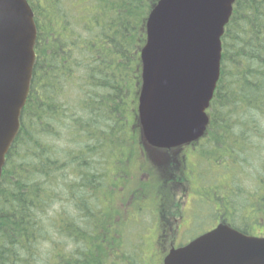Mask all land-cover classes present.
<instances>
[{"label": "trees", "instance_id": "trees-1", "mask_svg": "<svg viewBox=\"0 0 264 264\" xmlns=\"http://www.w3.org/2000/svg\"><path fill=\"white\" fill-rule=\"evenodd\" d=\"M28 2L37 61L0 184V264H163L188 192L213 206L193 216L196 228L218 215L264 234V0L234 4L194 160L182 152L159 169L144 156L136 111L158 0Z\"/></svg>", "mask_w": 264, "mask_h": 264}, {"label": "water", "instance_id": "water-1", "mask_svg": "<svg viewBox=\"0 0 264 264\" xmlns=\"http://www.w3.org/2000/svg\"><path fill=\"white\" fill-rule=\"evenodd\" d=\"M236 0H159L141 50L138 114L143 142L171 150L206 134L221 75L222 37ZM37 25L27 0H0V183L21 131L36 65ZM164 264H264V237L220 223Z\"/></svg>", "mask_w": 264, "mask_h": 264}, {"label": "rangeland", "instance_id": "rangeland-1", "mask_svg": "<svg viewBox=\"0 0 264 264\" xmlns=\"http://www.w3.org/2000/svg\"><path fill=\"white\" fill-rule=\"evenodd\" d=\"M198 148V147H197ZM193 153H195V152H193ZM185 154L187 155V156H190L191 157V159L192 160H194V155H190L188 152H185ZM181 155V154H180ZM168 165H169V167L170 166H172V162L170 161V162H168L167 163ZM137 166L134 168V170L136 171L137 170ZM119 170V171H121V168L119 167V165H118V167H116V168H114V167H111V171H113V170ZM133 170V171H134ZM123 171V170H122ZM128 171V170H127ZM125 172V171H124ZM143 176V173H142V175H141V178H140V180L142 179V180H147V179H149V177L148 178H143L142 177ZM119 180V179H118ZM194 182V181H193ZM219 183H224V181H219ZM119 184L120 185H122V182H120L119 181ZM195 185L197 186V190H198V183L196 182L195 183ZM124 188H126V194H129V193H131L133 190H134V186L133 185H129L128 187H126V186H123ZM180 188V187H179ZM200 190V189H199ZM185 195H186V198H185V204H184V218L186 219V221H187V224L185 225V226H187L188 224H190V229L189 228H185L184 229V232L182 233V238L184 237V236H186V235H188V236H186L183 240H182V242H185V243H187L188 241H190V239L191 238H193V237H195L196 235H199L200 233H201V231H207V230H209L212 226L214 227L215 225H216V223H217V221L219 220V219H221V218H218V220H217V216L218 215H216V216H214L213 218H212V220H207V219H205L206 217L203 215L201 218L202 219H200V220H198L197 222H199V221H204V223L203 224H201L200 225V227L199 228H196V224H195V222H193L194 221V217L196 218V216L198 215V213L199 212H201V211H203V213L204 212H207V209L209 210V211H211V208H212V211H211V213L213 214V206L212 205H210V207H208L207 206V204H205L204 203V201L203 200H201L200 199V197L197 195V194H194L193 195V193H185ZM205 196V195H204ZM201 201H203V202H201ZM203 203L205 204V205H203ZM216 207H220V208H223L224 210H226V211H229V207H228V205L226 204V203H222V204H218V205H216ZM214 215V214H213ZM194 216V217H193ZM204 218V219H203ZM206 222V223H205ZM215 224V225H214ZM212 227V228H213ZM189 233V234H188ZM187 241V242H186Z\"/></svg>", "mask_w": 264, "mask_h": 264}, {"label": "flooded vegetation", "instance_id": "flooded-vegetation-1", "mask_svg": "<svg viewBox=\"0 0 264 264\" xmlns=\"http://www.w3.org/2000/svg\"><path fill=\"white\" fill-rule=\"evenodd\" d=\"M195 149V145L193 144V145H190V146H187V147H183V148H181V149H179L181 152H188L189 154H191L192 153V151ZM179 150H177V151H179ZM143 152H144V154L145 155H147V157L150 159V157H149V155L148 154H146V152H145V150L143 149ZM175 152V151H174ZM171 156H174L173 155V153H171ZM146 175V174H145ZM146 178H148V176H146ZM184 224H182V227L180 228V231H179V236H180V233H181V231L183 230V228L185 227V225L187 224V221L184 219Z\"/></svg>", "mask_w": 264, "mask_h": 264}]
</instances>
